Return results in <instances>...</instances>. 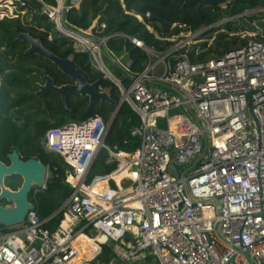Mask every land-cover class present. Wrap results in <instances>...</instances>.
<instances>
[{
  "label": "built area",
  "instance_id": "1",
  "mask_svg": "<svg viewBox=\"0 0 264 264\" xmlns=\"http://www.w3.org/2000/svg\"><path fill=\"white\" fill-rule=\"evenodd\" d=\"M56 2L0 0V20L44 16L70 38L74 54H86L117 86L121 104L140 117L131 134L141 144L134 154L119 152L134 163L119 181L108 175L88 182L102 149L119 167L122 162L105 145L110 123L94 115L50 130L47 148L63 158L72 189L59 211L62 220L50 229L59 213L41 219L33 211L18 228L0 233V264H264V41L257 39L264 30L249 37L241 31L245 44L219 57L200 62L190 56L192 44L208 50L228 22L256 15L264 25V8L165 39L171 45L158 51L136 37L77 29L65 16L83 0ZM116 37L145 52L142 71L131 70L126 49L116 58L106 48ZM103 49L122 79L106 68ZM175 163L184 166L177 174ZM99 177H108L106 186L95 184ZM81 238L96 251L78 263Z\"/></svg>",
  "mask_w": 264,
  "mask_h": 264
},
{
  "label": "trees",
  "instance_id": "2",
  "mask_svg": "<svg viewBox=\"0 0 264 264\" xmlns=\"http://www.w3.org/2000/svg\"><path fill=\"white\" fill-rule=\"evenodd\" d=\"M44 2L49 5L57 4L56 0ZM184 2L185 0H124L123 8L120 0H83L79 8L66 13L65 19L77 29L92 28L100 37L128 35L144 40L149 47H155L158 51H166L171 43L165 39L185 32H196L214 25L224 17L264 8V0H230L226 9L220 6L198 8L197 5H188L182 9ZM30 5L38 6L35 2ZM28 15L25 16L26 20ZM137 16L142 17L143 22ZM260 19L256 15L247 17L249 22ZM147 26L154 32L151 33ZM223 29L225 32H220L214 41L218 48L223 49L221 55L239 40L237 36H230L231 33L244 30L254 32L247 29L242 21L228 22ZM21 33H31L56 56L71 58L90 83L99 81L100 87L109 90L115 101L120 102L121 97L117 86L106 79L103 73L92 68L86 54H74L72 40L61 35L46 17L36 15L31 22H23L20 17L0 20V160L9 164L7 155L17 150L22 160L40 159L47 166L50 176L46 180L45 188L33 187L29 194L30 202L35 205L34 212L41 219H46L62 208L72 189L65 183L68 167L63 158L57 153L46 151L42 141L50 130L84 121L94 115L101 116L109 123L116 107L109 103L101 107L97 103L87 114L88 101L73 93L67 96L68 108L54 92H48L44 96V102L40 101L34 93L38 84H44L43 71L53 78L57 86L71 83V79L42 55L26 54L28 44L17 40ZM257 39L264 41L260 36ZM245 42L241 40L240 44ZM206 47L205 43L194 46L190 53L192 60L206 61L212 51L205 50ZM106 48L118 55L126 49L132 60L131 70L136 73L144 69L147 56L131 42L120 37L111 38ZM196 50H201L198 55ZM129 84L130 81L124 79V85ZM140 125V117L128 104H123L105 139V145L116 152H112V155L122 161L120 167L108 150L102 149L89 172L88 182L98 176L110 175L109 178H115L130 164L131 161L125 154H134L140 147V138L131 134ZM107 180L108 177H99L95 184L102 182L106 186ZM22 183L20 176L7 177L5 180L6 186L14 191ZM109 185L113 186L114 183L110 182ZM1 204L9 203L2 200ZM62 217L63 214L59 213L46 227L54 229ZM3 232L10 230L0 225V233ZM105 254L108 256L110 252L106 249Z\"/></svg>",
  "mask_w": 264,
  "mask_h": 264
},
{
  "label": "water",
  "instance_id": "3",
  "mask_svg": "<svg viewBox=\"0 0 264 264\" xmlns=\"http://www.w3.org/2000/svg\"><path fill=\"white\" fill-rule=\"evenodd\" d=\"M229 2L230 0H185L182 9L188 5H197L198 8H202L204 6H222ZM241 21L247 29L252 31L261 28L264 30L263 20H257L253 23L243 17ZM17 40L28 44L29 48L26 50V54L37 53L42 55L73 81L70 84L57 86L53 78L46 71H43L44 84H38L37 91L34 93L40 101L44 102V95L46 93L54 92L61 97L63 105L68 108L67 96L73 93L79 95L82 99L88 100L87 114L91 112L97 103L101 107L107 103L112 104L116 107V110L110 121V130L111 124L122 106L121 102L115 101L107 92L101 91L99 81L90 83L84 74L77 69L72 59H63L56 56L52 51L45 48L40 40L35 39L31 33H21ZM7 159L9 160V164L0 160V201L6 200L12 205H0V225L6 228L22 225L29 213L34 211L35 205L30 202L29 194L33 187H44L48 173L47 166L40 159L24 161L17 150H13L8 154ZM183 167L175 163L173 171L177 174ZM12 176H20L23 180L22 186L15 191L9 189L5 184L6 178ZM59 211L55 214L59 213Z\"/></svg>",
  "mask_w": 264,
  "mask_h": 264
},
{
  "label": "rangeland",
  "instance_id": "4",
  "mask_svg": "<svg viewBox=\"0 0 264 264\" xmlns=\"http://www.w3.org/2000/svg\"><path fill=\"white\" fill-rule=\"evenodd\" d=\"M121 1V3L122 4H124V0H120ZM21 19H22V21L23 22H26L27 20H26V17L23 15V16H21L20 17ZM237 22H239V21H237ZM226 24H224V25H221L218 29H217V33H220V32H225V30L223 29L224 28V26H225ZM244 31H246V32H248V35H247V37H249V36H257V32L255 31V32H251V31H248V30H244ZM241 32H236V33H231L230 34V36H232V37H234V36H237V37H239V34H240ZM208 38H210V37H208ZM197 41H200V40H197ZM197 41H193V42H197ZM240 41H241V39H240V37H239V40L237 39V43L236 44H234V45H231V49H233V48H235V47H238L239 45H241L240 44ZM198 44H200V43H196V45L197 46H200V45H198ZM192 46H195V44H192ZM209 49H211L212 51H211V53L209 54V56H208V59H211V58H215V57H219V56H221V54H222V52H223V49H221V48H218L217 46H216V44L214 43ZM115 55H116V58H118V57H120V55H118V54H116L115 53ZM207 59V60H208ZM103 60H104V64H105V66H106V68L116 77V78H119V79H122L123 77H124V75L122 74V72L120 71V69L118 68V66H117V64L115 63V62H113V60L110 58V56L107 54V52L103 49ZM123 62L125 63L126 62V60H123ZM98 71V70H97ZM104 75V74H103ZM113 116V115H112ZM112 118V117H111ZM110 121H111V119H110ZM110 123V122H109ZM42 144H43V146L45 147V149H46V151H48V152H50L49 150H48V148H47V145H46V139L45 140H43L42 141ZM110 154V153H109ZM132 166H133V163H131V166L129 167V169H127L123 174H121V176H119V177H115V179H117L118 181L132 168ZM50 176V173H49V171H48V173H47V178ZM125 182H127L126 180H125ZM8 206H12L11 204H9ZM20 227V226H19ZM16 228H18V226H14V227H7V229L8 230H10V231H12V230H14V229H16Z\"/></svg>",
  "mask_w": 264,
  "mask_h": 264
},
{
  "label": "bare ground",
  "instance_id": "5",
  "mask_svg": "<svg viewBox=\"0 0 264 264\" xmlns=\"http://www.w3.org/2000/svg\"><path fill=\"white\" fill-rule=\"evenodd\" d=\"M131 161V160H129ZM131 163H133L132 161L130 162V164L124 168L116 177H119L121 176V174H123L127 169H129V167L131 166ZM134 164V163H133ZM101 240H104V239H101ZM78 243H82L84 244L83 246L84 247H81V256L80 258L78 259V263L90 258L94 252L96 251L95 249V246L93 244V242L91 240H87L85 238H81Z\"/></svg>",
  "mask_w": 264,
  "mask_h": 264
},
{
  "label": "flooded vegetation",
  "instance_id": "6",
  "mask_svg": "<svg viewBox=\"0 0 264 264\" xmlns=\"http://www.w3.org/2000/svg\"><path fill=\"white\" fill-rule=\"evenodd\" d=\"M71 83H73L72 80H71ZM68 84H70V83H68ZM42 85H43V84H42ZM46 94H47V93H46ZM46 94H45V95H46ZM45 95H44V96H45ZM68 95H69V94H68ZM77 96H79V95H77ZM79 97H80V96H79ZM60 98H61V97H60ZM84 100H87V99H84ZM61 101H62V100H61ZM87 101H88V100H87ZM62 104H63V103H62Z\"/></svg>",
  "mask_w": 264,
  "mask_h": 264
}]
</instances>
